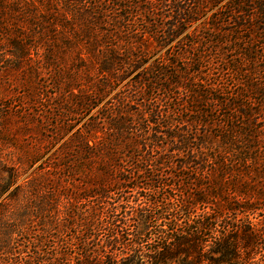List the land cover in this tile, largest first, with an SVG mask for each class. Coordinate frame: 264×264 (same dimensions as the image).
Returning <instances> with one entry per match:
<instances>
[{"label": "trees", "instance_id": "trees-1", "mask_svg": "<svg viewBox=\"0 0 264 264\" xmlns=\"http://www.w3.org/2000/svg\"><path fill=\"white\" fill-rule=\"evenodd\" d=\"M260 40L264 0H0V264H264Z\"/></svg>", "mask_w": 264, "mask_h": 264}, {"label": "rangeland", "instance_id": "rangeland-1", "mask_svg": "<svg viewBox=\"0 0 264 264\" xmlns=\"http://www.w3.org/2000/svg\"><path fill=\"white\" fill-rule=\"evenodd\" d=\"M200 27V24H195V25H193V27ZM191 30V28L189 29V30H187V32H189ZM203 32H204V30H202ZM183 36L184 35H182V36H180L177 40H175V41H173V43L171 44V46H173L172 47V50H173V52L175 53V51L176 52H180V51H182L183 49H184V46L185 47H187V45L186 44H188L186 41H183V44L182 43H178V40H180L181 38H183ZM182 40V39H181ZM187 40V39H186ZM257 45H258V47L260 48L261 47V52L263 51L262 50V46L264 47V40H260L259 41V44L257 43ZM187 48H189V45H188V47ZM150 49V48H149ZM166 50H167V48H163V49H161V51H159L155 56H154V58H152L151 60H150V62H153L154 61V59L156 58V57H159V56H161V55H164L165 54V52H166ZM263 53H264V51H263ZM230 57V56H229ZM234 57V56H233ZM263 60H264V54H263ZM190 69H192V67H190ZM20 83L21 84V88H25L24 90L25 91H29V89H28V86H26L25 84H24V79H18V80H16L14 83ZM0 86H2V87H6L5 86V84L2 82V83H0ZM121 87H122V85H119V86H117L116 88H115V90L113 91V93L111 94L112 96L115 94V93H117L118 91H120L121 90ZM16 90H17V88H15ZM20 89V88H19ZM162 93V92H161ZM180 97H181V94H180ZM162 104V103H161ZM163 104H165V102H163ZM98 109H100V106H99V108H96L94 111H93V113L94 112H96ZM11 261V260H10ZM11 263V262H10ZM9 263V264H10Z\"/></svg>", "mask_w": 264, "mask_h": 264}]
</instances>
